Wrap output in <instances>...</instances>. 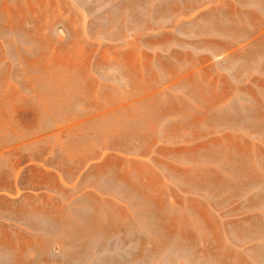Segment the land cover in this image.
<instances>
[{
	"label": "rangeland",
	"instance_id": "rangeland-1",
	"mask_svg": "<svg viewBox=\"0 0 264 264\" xmlns=\"http://www.w3.org/2000/svg\"><path fill=\"white\" fill-rule=\"evenodd\" d=\"M0 264H264V0H0Z\"/></svg>",
	"mask_w": 264,
	"mask_h": 264
}]
</instances>
